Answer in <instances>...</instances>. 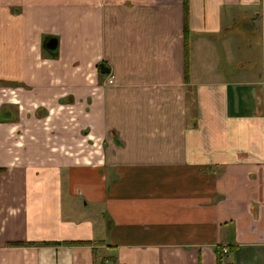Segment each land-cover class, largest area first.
<instances>
[{
    "label": "crops",
    "instance_id": "obj_1",
    "mask_svg": "<svg viewBox=\"0 0 264 264\" xmlns=\"http://www.w3.org/2000/svg\"><path fill=\"white\" fill-rule=\"evenodd\" d=\"M185 12L0 0V264H264V0Z\"/></svg>",
    "mask_w": 264,
    "mask_h": 264
},
{
    "label": "flooded vegetation",
    "instance_id": "obj_2",
    "mask_svg": "<svg viewBox=\"0 0 264 264\" xmlns=\"http://www.w3.org/2000/svg\"><path fill=\"white\" fill-rule=\"evenodd\" d=\"M16 84H13L11 86H7V87H4L3 88V92H5V96L8 98V100L14 104H19L20 100L18 99V92H17V88L15 86ZM8 105L10 104H3L0 108V111L3 109V113L0 115V117L2 118V120L0 121H3V122H6V121H13V119L15 118L14 116H11L13 115V111H11V107H8ZM20 106V104H19ZM9 108L10 109V112L6 111V108ZM39 112H42L41 110L38 111ZM7 115H10V116H7ZM47 115V114H45ZM44 115V116H45Z\"/></svg>",
    "mask_w": 264,
    "mask_h": 264
},
{
    "label": "trees",
    "instance_id": "obj_3",
    "mask_svg": "<svg viewBox=\"0 0 264 264\" xmlns=\"http://www.w3.org/2000/svg\"><path fill=\"white\" fill-rule=\"evenodd\" d=\"M184 7H185V14H186V21H185V32L187 33L188 30H189V22H188V13H187V9H188V0H184ZM189 40H186V54L187 56H189ZM54 55H57V53H54ZM188 59V58H187ZM3 109L0 111V115L3 113ZM0 120H2V118L0 117ZM89 242H84V241H78V242H68L66 244H87ZM217 254H218V264H222V256H221V252H222V249L217 247Z\"/></svg>",
    "mask_w": 264,
    "mask_h": 264
},
{
    "label": "water",
    "instance_id": "obj_4",
    "mask_svg": "<svg viewBox=\"0 0 264 264\" xmlns=\"http://www.w3.org/2000/svg\"><path fill=\"white\" fill-rule=\"evenodd\" d=\"M58 38L57 37H50L44 42V48L50 52L54 53L58 49ZM100 69L102 73H110V68L107 67L105 64L100 65Z\"/></svg>",
    "mask_w": 264,
    "mask_h": 264
},
{
    "label": "rangeland",
    "instance_id": "obj_5",
    "mask_svg": "<svg viewBox=\"0 0 264 264\" xmlns=\"http://www.w3.org/2000/svg\"><path fill=\"white\" fill-rule=\"evenodd\" d=\"M8 106H10V105H8ZM57 139V138H56ZM85 140L84 139H81V137L79 138V139H77V138H72L70 141H69V144H71V145H78L79 147H81V148H84V147H86V149L87 150H93L95 147H94V145H93V143H91V142H87V145L86 146H84L85 145ZM55 145H57V146H59V144H55ZM59 147H61V146H59ZM72 149V148H71Z\"/></svg>",
    "mask_w": 264,
    "mask_h": 264
},
{
    "label": "built area",
    "instance_id": "obj_6",
    "mask_svg": "<svg viewBox=\"0 0 264 264\" xmlns=\"http://www.w3.org/2000/svg\"><path fill=\"white\" fill-rule=\"evenodd\" d=\"M113 76H110L109 78H108V83H113ZM222 252L223 253H226V252H228V248H222Z\"/></svg>",
    "mask_w": 264,
    "mask_h": 264
}]
</instances>
